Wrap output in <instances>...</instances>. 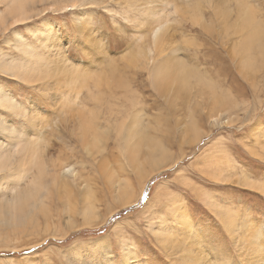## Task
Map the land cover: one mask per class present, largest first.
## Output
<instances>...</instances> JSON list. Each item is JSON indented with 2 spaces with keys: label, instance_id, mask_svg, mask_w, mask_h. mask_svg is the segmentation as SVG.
<instances>
[{
  "label": "rangeland",
  "instance_id": "obj_1",
  "mask_svg": "<svg viewBox=\"0 0 264 264\" xmlns=\"http://www.w3.org/2000/svg\"><path fill=\"white\" fill-rule=\"evenodd\" d=\"M154 9L160 13L154 15ZM155 21L165 26L162 32L169 29L161 45L153 41ZM217 34L224 42L216 41ZM19 35L37 52L31 69L22 72L6 64L30 59L18 48ZM172 46L187 63L183 69L163 63ZM0 67V88L28 111L20 118L0 108V118L28 136L38 135L29 117L43 119L40 127L49 123L43 136L47 159L63 160L73 147L65 142L70 131H88L66 122L70 112H95L88 125L96 122L100 133L110 129L96 164L106 162L110 175L129 184L125 198L131 200L115 208L100 172L79 169L101 201L93 215L96 224L84 225L78 216L67 227L57 217L62 208L46 198L43 206L23 211L24 226H1L0 264H195L197 255L188 252L192 244L208 264H258L260 244L250 233L260 231L264 241V0H0ZM117 83L127 87L119 85L111 97ZM126 89L132 97H125ZM98 95H104L102 103L93 99ZM69 109L66 115L63 110ZM141 110L147 113V142L141 138L146 147L137 141V151L127 152L117 129ZM60 117L62 131H54ZM236 218L245 220L235 225Z\"/></svg>",
  "mask_w": 264,
  "mask_h": 264
},
{
  "label": "bare ground",
  "instance_id": "obj_2",
  "mask_svg": "<svg viewBox=\"0 0 264 264\" xmlns=\"http://www.w3.org/2000/svg\"><path fill=\"white\" fill-rule=\"evenodd\" d=\"M83 1V0H82ZM210 1V0H209ZM228 1V0H227ZM231 1V0H229ZM238 1V0H236ZM174 2V1H173ZM17 3V2H16ZM181 3V2H180ZM183 3V2H182ZM21 4V3H20ZM231 4V3H230ZM236 4V3H235ZM243 4V3H242ZM72 5V4H71ZM129 5V4H128ZM140 5V3H139ZM220 5V4H219ZM233 5V4H232ZM241 5V4H240ZM234 6V5H233ZM229 7V5H228ZM241 9H243V5L240 6ZM59 9V8H58ZM61 9V8H60ZM142 9V8H141ZM140 9V10H141ZM148 10V9H147ZM153 10V9H152ZM155 10V9H154ZM227 10V9H226ZM247 10H251V8H247ZM86 11V10H85ZM164 11V10H162ZM222 11V10H221ZM14 12V11H13ZM153 12V11H152ZM159 12V11H158ZM157 10H155L153 13L154 15L156 13H158ZM148 13V11H147ZM146 13V14H147ZM152 13V15H153ZM160 13V12H159ZM163 12H161L162 14ZM249 13V11H248ZM144 14V13H143ZM151 14V13H150ZM250 14V13H249ZM252 14V13H251ZM82 15V14H81ZM147 16V15H146ZM149 16V15H148ZM224 16V15H223ZM252 16V15H251ZM166 17V16H165ZM226 17V15L224 16ZM247 17V16H246ZM167 18V17H166ZM228 18V17H227ZM253 19V17H252ZM238 21V20H237ZM236 21V23H237ZM138 22V21H137ZM156 22V21H155ZM178 22V21H177ZM243 22V21H242ZM246 22V21H245ZM254 24V21H251ZM90 23V22H89ZM158 23V22H156ZM250 23V24H252ZM81 24V22H80ZM139 24V23H138ZM245 24V23H244ZM249 24V23H248ZM241 25V24H240ZM236 25H234L235 28ZM250 26V25H249ZM252 26V25H251ZM91 27V26H90ZM164 25L162 22L158 23L155 25V27L153 28V41L155 44H163L165 42H163L164 39H161V37H165L166 32H169V29L166 31L162 30L164 29ZM231 27V26H230ZM240 27V26H239ZM247 27V26H246ZM245 27L244 30H247ZM224 28V27H223ZM233 28V29H234ZM251 29V28H250ZM253 29V28H252ZM238 30V29H237ZM244 30H241L244 32ZM235 31V30H233ZM225 33V31H223ZM246 34H249L248 30L246 31ZM256 32V31H255ZM260 32V31H259ZM50 33V32H49ZM240 33V32H239ZM245 33V32H244ZM244 33H240V34H244ZM84 34V33H83ZM245 34V35H246ZM251 34V33H250ZM86 35V34H85ZM247 38H249V35H246ZM45 37L49 38V34L45 33ZM215 37V36H214ZM258 37V36H257ZM19 38H21L19 41V45L18 48L19 50L22 52H24V54H27L29 56V60L24 62H20V61H10L7 62V66H5V62L4 65L2 66L7 67V69L9 70H14V71H21L24 70V68H26L27 70L31 69V59L32 57H34L35 55L37 56V52L33 49V47H31L30 45H27L25 42H23V38L21 35H19ZM45 38V39H46ZM171 38V37H170ZM43 39V41L45 40ZM216 41H222L224 42V40L222 39L221 34H217L216 35ZM222 39V40H221ZM259 39V38H258ZM52 40V39H51ZM167 40V38H166ZM171 40V39H170ZM42 41V43H43ZM152 41V40H151ZM189 41V40H188ZM221 42V43H222ZM258 42V41H257ZM46 43V42H45ZM139 43V42H138ZM207 43V42H206ZM219 43V42H218ZM173 44V43H172ZM21 45V46H20ZM48 45V44H46ZM53 45V44H52ZM51 45V46H52ZM153 45V43H152ZM176 45V44H175ZM194 45V44H193ZM210 45V44H209ZM155 46V45H154ZM153 46V47H154ZM174 46V44H173ZM172 46V56L171 57H167L168 61H164L163 63H169V64H173V65H178L179 69L180 67H182L183 64H185V66H187L185 59L181 58L179 55L180 50L179 47L177 48V46L175 47V50L173 49ZM241 46V45H240ZM47 47V46H46ZM50 47V45H49ZM53 47V46H52ZM152 47V46H151ZM152 47V48H153ZM171 47V46H170ZM208 47V46H207ZM151 48V49H152ZM166 48V47H165ZM197 48V47H196ZM155 49V48H154ZM158 50V48H156ZM155 49V50H156ZM170 49V48H169ZM211 49V47H210ZM240 49V48H239ZM247 49V48H246ZM56 50V49H55ZM150 50V49H149ZM153 50V49H152ZM148 51L149 54H153L154 50L152 51ZM156 50V53H157ZM163 51V50H161ZM167 51V50H166ZM163 51V52H166ZM170 51V50H169ZM170 51V52H171ZM233 51V50H231ZM160 52V50H159ZM168 52V51H167ZM214 51H212L213 53ZM143 53V52H142ZM161 53V52H160ZM196 53V52H195ZM46 54V53H45ZM145 56L147 55V53H144ZM144 54H142L144 56ZM148 54V55H149ZM196 55L198 56V54L196 53ZM233 55V54H232ZM40 56V55H38ZM48 56V55H47ZM129 56V54H128ZM26 57V56H25ZM41 57V56H40ZM38 57V59L40 58ZM154 57V56H153ZM151 56V59L153 58ZM64 58V57H63ZM128 58V57H127ZM147 58V57H146ZM149 58V57H148ZM36 59V60H35ZM33 58V60L36 62L37 61V57ZM122 59V58H121ZM134 59V58H133ZM140 59V58H139ZM32 60V61H33ZM40 60V59H39ZM150 60V58H149ZM5 61V60H4ZM43 60H40V63ZM133 61V60H132ZM151 62V61H150ZM245 62V61H244ZM38 63V62H37ZM43 63V62H42ZM38 65V64H37ZM64 65V64H63ZM70 65V64H69ZM137 65V64H135ZM166 65V64H163ZM172 65V66H173ZM29 68H27V67ZM167 66V65H166ZM165 66V67H166ZM170 66V65H169ZM168 66V68H169ZM184 66V65H183ZM35 67V66H34ZM41 67V66H40ZM38 67V68H40ZM114 67V66H113ZM133 67V66H132ZM1 68V67H0ZM12 68V69H11ZM74 68V67H73ZM76 68V67H75ZM111 68V67H110ZM157 68V67H156ZM171 68V66H170ZM169 68V69H170ZM176 68V67H175ZM167 69V68H166ZM183 69V67H182ZM3 70V69H2ZM24 70V71H27ZM38 70V69H37ZM71 70V68H70ZM103 70V69H102ZM114 73H115V68L113 69ZM157 70H160L159 68H157ZM156 70V71H157ZM168 70V69H167ZM181 70V69H180ZM189 72V69H185ZM182 72H185V71ZM23 71V73H24ZM49 71V70H48ZM61 71V70H60ZM80 71V70H79ZM119 71V70H118ZM155 71V72H156ZM170 71V70H169ZM186 71V72H187ZM30 72V71H29ZM28 72V73H29ZM36 72V71H33ZM39 72V71H38ZM44 72V71H43ZM55 72V70H54ZM85 72V71H84ZM87 72V71H86ZM105 72V71H104ZM120 72V71H119ZM164 72L163 69L162 71H160V74ZM166 72V71H165ZM178 72V71H177ZM176 72V74H177ZM10 73V72H9ZM13 73V72H12ZM27 73V72H26ZM25 73V74H26ZM26 74L27 76L30 74ZM49 73V72H47ZM77 73V72H76ZM75 74L76 77H78V73L77 75ZM82 72H80L81 74ZM159 73V72H158ZM169 73V72H168ZM174 73V72H173ZM178 73H181L178 72ZM190 73V72H189ZM15 74V73H14ZM34 74H38V73H34ZM40 74V73H39ZM58 74V72H57ZM72 73V75H74ZM99 73H96V77ZM117 74V73H116ZM115 74V75H116ZM170 74H172V71H170ZM169 74V78H171V75ZM175 74V73H174ZM183 74V73H182ZM17 75V74H15ZM20 75V74H19ZM22 75V74H21ZM35 75V76H36ZM49 75V74H48ZM47 75V76H48ZM114 75V74H113ZM115 75L113 76V78L115 77ZM158 75V74H157ZM166 75V74H165ZM180 75V74H179ZM23 76V75H22ZM45 76V75H43ZM59 76V75H57ZM63 76V75H62ZM83 76V75H82ZM93 76L95 77V74L93 73ZM118 76V75H117ZM121 76V73H120ZM164 76V74H163ZM167 76V75H166ZM199 76V75H197ZM46 77V76H45ZM70 77V76H69ZM73 77V76H72ZM71 77V78H72ZM81 78V76H79ZM84 77H86V79H88V77H90L89 75L87 76L86 74L84 75ZM92 77V76H91ZM93 77V78H94ZM119 77V76H118ZM117 77V78H118ZM162 77V76H161ZM177 76H174V78ZM23 78V77H21ZM44 78V77H43ZM52 78V77H51ZM67 78V77H66ZM108 78H111V76H109ZM111 80H114V79ZM120 78V77H119ZM154 78V77H153ZM173 78V79H174ZM49 79V78H48ZM75 79V78H74ZM79 78H77L78 80ZM91 79V78H89ZM88 79V80H89ZM157 79V77L155 78ZM163 79V77L161 78ZM160 79V80H161ZM165 79V77H164ZM26 80V79H25ZM29 80V79H28ZM73 80V79H72ZM76 80V81H77ZM82 80V79H81ZM83 80H85L83 78ZM59 82V81H58ZM120 82V81H117ZM158 82V81H157ZM62 83V82H61ZM112 83H114L112 81ZM116 83V82H115ZM160 83V82H159ZM172 83V82H171ZM118 85L115 87L114 89L111 90L112 96L113 97L118 89V87H120L119 85H121L123 88H126L127 86L125 84H121V83H117ZM97 87H100L101 85L97 84ZM159 85V84H158ZM187 85V84H186ZM112 87V86H111ZM172 87V86H171ZM170 87V90H171ZM42 88V87H41ZM187 88V87H186ZM69 89V88H68ZM84 89V88H83ZM45 90V88H44ZM169 90V91H170ZM185 90V89H184ZM169 91L167 90V92H164V96L166 98H168L169 95ZM73 92V91H72ZM79 92V90H78ZM82 92V89H80V94ZM9 93V92H8ZM5 90L0 88V108L7 110V111H11L16 113V115H18L20 118L24 116V114L27 110L23 111V109L21 108V105L16 102V100H14V98L11 97L10 94H8ZM133 93L132 91L130 92L129 90L126 89V91L124 92L125 97L127 98V95ZM79 94V93H78ZM77 94V95H78ZM79 94V95H80ZM133 95V94H132ZM103 96L104 95H98V97H94L93 99H95L96 102L100 103L101 100L103 101ZM116 95V99H117ZM124 97V98H125ZM129 97V99H130ZM125 98V99H126ZM106 99V98H105ZM132 99V98H131ZM135 100V98H133ZM128 100V99H127ZM4 101L7 102V106H4ZM67 101V100H66ZM77 101V100H76ZM130 101V100H128ZM127 101V102H128ZM136 102V101H135ZM217 102L219 103H223L224 99H221L218 101L217 98ZM64 103V101H63ZM75 103V102H74ZM97 103V104H98ZM102 103V102H101ZM130 103V102H129ZM134 103V102H132ZM133 105V104H132ZM62 106V105H61ZM65 106V103H64ZM71 106V104H70ZM24 107V106H22ZM217 107V106H216ZM104 108V107H103ZM102 108V110H103ZM65 109V108H63ZM29 110V109H28ZM101 110V109H99ZM98 110V111H99ZM111 110H114V108H112ZM31 111V110H30ZM29 111V113H31ZM62 111V110H60ZM64 112H66L65 114L67 115V112H70L71 110L69 109V111L63 110ZM86 111V110H84ZM119 111V110H118ZM28 112V111H27ZM89 112V111H88ZM114 112V111H112ZM128 111L126 110V113ZM130 112V110H129ZM134 112V110H133ZM61 113V112H59ZM71 113V112H70ZM68 116L71 115V118L66 122H71V123H75L76 126H82L87 132L85 133H81L79 131L80 134L74 133V131H70L68 136V140L65 139V142L69 141V143L73 144V147H71L72 149H69V151L66 153V155H63V160H58L55 159L53 160V158H49L47 159V145L45 144L46 141L43 138L44 136V132H45V128L49 129L52 128L51 125L48 123L47 125H42L41 127L39 126L37 119L36 118H32L29 117V124L32 126L29 127H34L36 129H33V131L37 130L38 131V135L37 133L34 132V135H27L23 129H20L21 131L17 130L16 127H13L12 125H10L9 121L6 120V118L1 117L0 118V134L3 135V140L0 139V188L3 190V195L0 196V228L2 226L3 227H7V226H12L13 228H17V227H22L24 226V221L22 222V220L24 219V216L22 214H24L23 211H25L26 208L30 209L31 211L39 208L40 206L44 205L45 199L46 198H52L53 199V206H57L59 208H62L60 211H57V217L60 218V220H64L65 219V223L67 225V227L69 225L74 224L75 222H77V218L78 216H82L83 218V224L84 225H94L96 224V217H93V215L95 214V211L99 208L98 204L101 202L100 199L97 198V196H95V193L93 191V189H89L88 185H86L85 183H83V181L81 180V178L79 177L80 172L79 169L83 171L87 170L88 168H95L97 170V172H100V180L103 181L104 185L107 187V191L108 193H110L115 202L117 203L115 208L117 207H121L123 205L128 204L131 200H127L125 198V194L129 191V184L123 183L122 180L114 178L113 175H110L108 172V165H106V162H100L99 164H96V160H97V155L99 154V152H101L102 149V145L104 142L103 138L105 137V133H107L110 129H107L105 132H101L99 130H97V128L93 125V123L96 122H92V124L89 126L88 123H91L92 121V116L95 115V112H90V113H81L80 115H72L70 114ZM73 113V112H72ZM97 113V112H96ZM99 113V112H98ZM119 112H116V114H118ZM64 114V113H63ZM74 114V113H73ZM116 114H112L113 116L115 115V120L116 118H119V116L117 117ZM123 114V113H122ZM121 115V114H120ZM146 111L145 110H141V111H136L135 113H133L130 117H129V121L126 123H121V125L118 127L117 129V136L120 137L121 141L123 142L124 146H123V150H126L127 152H130L131 150H136V142H141L139 144V147L142 149L144 147H146V142H147V138H148V134H147V127L148 125L144 123V119L146 121ZM26 116V115H25ZM45 116V115H44ZM61 116V115H60ZM64 116V115H63ZM112 116V117H113ZM123 116V115H122ZM222 117V116H221ZM220 117V118H221ZM39 118V117H38ZM63 117H60V119H58L56 122H54V126H56L54 128L55 130H61L62 124L60 125L58 122H60L62 120ZM66 118V117H64ZM220 118H218V120H220ZM25 119H28L27 117H25ZM217 119V118H216ZM224 120V119H223ZM43 121V119L41 120V122ZM11 122V121H10ZM63 122V121H62ZM61 122V123H62ZM65 122V123H66ZM68 123V126H69ZM70 123V126H71ZM223 123V122H222ZM220 124V123H219ZM232 124V123H231ZM67 125V124H66ZM65 125V126H66ZM69 126V127H70ZM147 126V127H146ZM62 127V128H61ZM81 127V128H82ZM89 128V129H88ZM50 130V129H49ZM77 130V129H76ZM36 131V132H37ZM54 131L53 132V136L54 135ZM62 131V130H61ZM68 131V130H67ZM59 132V131H58ZM65 132V131H64ZM47 133V131H46ZM76 135V137L73 136ZM255 134V133H254ZM107 135V134H106ZM187 135V134H186ZM55 138L57 139V136H55ZM145 139V141H143L142 139ZM156 142V141H155ZM155 146V145H154ZM49 147V146H48ZM51 147V146H50ZM161 147V145H160ZM53 148V147H52ZM67 148V147H64ZM138 148V147H137ZM223 148V147H222ZM54 149V148H53ZM147 150V149H146ZM150 150V149H149ZM135 151V152H136ZM165 151V150H163ZM82 153V154H81ZM141 153V152H140ZM147 153V152H146ZM222 153V152H221ZM65 154V153H64ZM137 154H139V152H137ZM145 154V153H144ZM152 154V153H151ZM166 154V153H165ZM61 155V154H60ZM149 156V155H148ZM210 156V155H209ZM218 156V155H216ZM146 157V156H145ZM150 157V156H149ZM148 157V158H149ZM142 159V158H141ZM140 159V160H141ZM139 166H141V162L136 159ZM142 161V160H141ZM135 162V161H134ZM108 163V162H107ZM143 164V163H142ZM146 164V163H145ZM227 164V163H226ZM78 168V169H77ZM35 170L34 174L33 171ZM231 171V170H230ZM208 172V171H207ZM33 174V175H32ZM227 178V177H226ZM6 180V184L2 185V182ZM8 182H9V187H8ZM256 185V184H255ZM254 185V186H255ZM50 186L53 187L52 193L50 191ZM44 189L45 192H41V190ZM7 192V193H6ZM54 194V195H52ZM52 196V197H51ZM124 196V200H121V198ZM111 197V196H110ZM125 201V202H124ZM99 202V203H98ZM180 205V204H179ZM218 207V206H217ZM114 208V209H115ZM219 209V208H218ZM221 209V208H220ZM181 210V209H180ZM113 211V210H111ZM229 212V211H228ZM176 213V212H175ZM230 213V212H229ZM233 213V212H232ZM185 214V212H184ZM228 214V213H227ZM234 214V213H233ZM183 215V214H180ZM231 215V214H230ZM236 216V215H235ZM183 217V216H181ZM64 218V219H63ZM51 218H49L48 216L46 217V220H50ZM223 219V218H221ZM237 219V218H236ZM239 219V218H238ZM236 220V224L244 221V220ZM45 220V219H44ZM45 220V221H46ZM228 220V218H227ZM235 220V218H234ZM54 221V220H53ZM187 220L183 219V225H188V222H186ZM232 222V219L229 220ZM239 221V222H238ZM59 222V221H58ZM226 222V221H225ZM235 222V221H234ZM246 223V222H245ZM249 223V222H248ZM245 224L246 225H248ZM50 224V223H49ZM190 224V223H189ZM242 224V223H241ZM239 224V225H241ZM233 225V226H235ZM250 225V224H249ZM248 225V226H249ZM27 226V225H26ZM233 226H230L233 227ZM243 228L244 226L241 225ZM248 226H246L248 228ZM240 227V226H239ZM237 227V228H239ZM241 227V228H242ZM240 228V230H241ZM254 228V227H253ZM252 228V229H253ZM19 229V228H18ZM251 229V228H250ZM250 229L248 228L246 231L250 232ZM166 230V229H165ZM184 230V229H183ZM190 230V229H189ZM161 231V230H160ZM163 231V230H162ZM236 232L238 230H235ZM245 231V232H246ZM252 231V230H251ZM254 231V230H253ZM252 233H250L251 236H254L255 242L259 245L260 244V254H261V258L258 262V264H264V241H263V236L262 233L256 230V232L254 231ZM165 232V231H164ZM244 233V232H242ZM247 233V232H246ZM246 233L244 235H246ZM256 233V234H255ZM66 234V233H65ZM165 233H160L161 236H164ZM172 234V233H171ZM188 234V233H187ZM234 234V233H233ZM237 234V233H235ZM249 234V233H248ZM185 235V234H184ZM183 235V236H184ZM189 235V234H188ZM171 236V237H170ZM168 238H172L173 239V235H170ZM182 236V237H183ZM160 237V236H159ZM185 237V236H184ZM245 237V236H244ZM249 237V236H247ZM1 238V237H0ZM167 238V239H168ZM250 238V237H249ZM247 239V238H246ZM187 240V239H186ZM185 240V241H186ZM248 240V239H247ZM251 240V241H253ZM176 241V240H175ZM193 241V240H192ZM191 241V242H192ZM241 241V240H240ZM243 241V240H242ZM250 241V240H249ZM5 242V241H4ZM247 242V241H246ZM254 242V243H255ZM7 243V242H6ZM188 243V242H187ZM194 243H196V241H194ZM251 244V243H250ZM192 247H189L188 252L191 256H196L197 259H195V264H208L204 258H202V256L200 255V253L198 252H194L195 251V247L193 244L191 245ZM249 246V245H248ZM247 246V247H248ZM180 247V246H179ZM184 248V247H182ZM247 250V249H246ZM252 251V249H251ZM250 253V252H249ZM259 253V252H258ZM131 252L129 251L127 255H130ZM188 254V253H187ZM257 254V255H260ZM245 255V254H244ZM128 257V256H127ZM188 258V257H187ZM190 258V257H189ZM193 258V257H192ZM243 258V257H242ZM186 259V258H185ZM211 262V261H210ZM256 262V261H255ZM224 263V262H223ZM253 264V263H252Z\"/></svg>",
  "mask_w": 264,
  "mask_h": 264
},
{
  "label": "snow or ice",
  "instance_id": "obj_3",
  "mask_svg": "<svg viewBox=\"0 0 264 264\" xmlns=\"http://www.w3.org/2000/svg\"><path fill=\"white\" fill-rule=\"evenodd\" d=\"M4 106H5V107L7 106V102H6V101H4Z\"/></svg>",
  "mask_w": 264,
  "mask_h": 264
}]
</instances>
